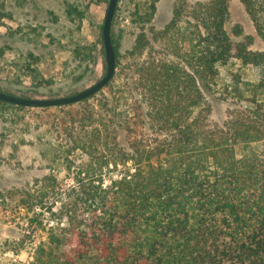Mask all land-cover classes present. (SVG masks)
Masks as SVG:
<instances>
[{"label":"trees","instance_id":"1","mask_svg":"<svg viewBox=\"0 0 264 264\" xmlns=\"http://www.w3.org/2000/svg\"><path fill=\"white\" fill-rule=\"evenodd\" d=\"M146 1L131 13L142 29L130 51L134 70L116 72L107 84L105 112L90 104L101 90L56 106L66 115L60 138L43 148L50 172L42 177V208L57 192L60 216L24 264H264V51L250 48L252 34L234 42L226 28L231 0H176L169 22L152 30L164 54L151 51L139 61L160 0ZM241 1L264 40V0ZM68 9L72 18L85 17L74 4ZM234 33L243 35L242 25ZM112 41L118 67L113 34ZM93 50L77 45L72 53L93 61ZM233 58L258 69L259 80L235 74L223 96L239 105L213 123L205 90ZM27 67L34 81L50 83ZM27 109L0 99L4 121ZM138 127L155 137L140 136ZM78 151L90 160L78 162ZM59 164L69 186L53 171Z\"/></svg>","mask_w":264,"mask_h":264},{"label":"rangeland","instance_id":"2","mask_svg":"<svg viewBox=\"0 0 264 264\" xmlns=\"http://www.w3.org/2000/svg\"><path fill=\"white\" fill-rule=\"evenodd\" d=\"M175 1H159L155 19L145 27L151 42L137 60L146 59L151 51L160 56L164 54L165 46L160 39H154L152 30L158 32L169 22ZM137 2L139 0H119L112 25L120 51L116 72L124 76L134 70L135 58L130 51L142 32L131 20ZM140 2L143 7L147 5L146 0ZM70 4L85 11L82 20L79 16H69ZM108 5L109 0H0V51L6 49L0 56V89L18 95L59 97L79 92L100 80L107 71L102 26ZM230 12L226 28L234 42L243 41L247 34H252L255 41L250 48L264 51V40L257 34L244 3L231 0ZM238 24L244 28L240 36L234 33ZM77 45L94 48L93 61L76 59L72 50ZM31 53L39 57L37 62L28 61ZM29 64L50 83L40 85L34 81L27 67ZM129 67H133L132 70ZM220 72L217 83L205 90L212 105L210 119L213 123L224 122L231 108L239 105L235 99L223 96L235 74L241 73L244 80L250 82L259 80L258 69L243 65L236 58L221 65ZM104 95H112L107 86L90 101L98 111L105 112ZM27 108L18 114H9L5 121L0 117V264H24L32 260L36 247L46 238V229L56 225L60 216L57 192L45 199L46 207L42 208V177L50 172L43 148L47 141L60 138L64 126L61 120L66 114L56 106ZM138 129L140 136L145 133L146 138L155 137L147 129ZM72 156L78 162L90 160L80 151ZM53 171L59 179L67 173L61 164ZM64 178L65 185L69 186L72 179Z\"/></svg>","mask_w":264,"mask_h":264},{"label":"water","instance_id":"3","mask_svg":"<svg viewBox=\"0 0 264 264\" xmlns=\"http://www.w3.org/2000/svg\"><path fill=\"white\" fill-rule=\"evenodd\" d=\"M119 0H110L103 25V39L106 51L107 71L105 75L91 86L74 94L59 97H27L0 90V99L27 107L62 106L80 102L93 96L112 80L117 70V56L112 41V25Z\"/></svg>","mask_w":264,"mask_h":264},{"label":"built area","instance_id":"4","mask_svg":"<svg viewBox=\"0 0 264 264\" xmlns=\"http://www.w3.org/2000/svg\"><path fill=\"white\" fill-rule=\"evenodd\" d=\"M12 255H15V252L14 251H12Z\"/></svg>","mask_w":264,"mask_h":264}]
</instances>
